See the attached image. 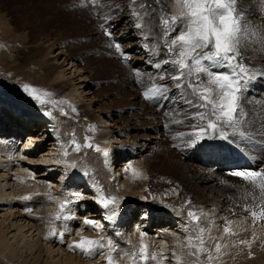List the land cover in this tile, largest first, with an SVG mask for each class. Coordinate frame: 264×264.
Instances as JSON below:
<instances>
[{
    "label": "rangeland",
    "instance_id": "obj_1",
    "mask_svg": "<svg viewBox=\"0 0 264 264\" xmlns=\"http://www.w3.org/2000/svg\"><path fill=\"white\" fill-rule=\"evenodd\" d=\"M129 2L130 0H0V93L5 96L8 103L14 106L17 104L28 106L35 112L44 114L48 110L47 107L38 106L23 91L24 85L27 84L50 91L53 93V99L66 100L76 107V113H73L67 104L51 108L52 114L58 115L57 117L61 119L62 129H59V135L61 134L60 137L64 139V153L66 152L68 157H71V154L72 157L73 155L80 157H74L77 159L76 162L68 159L66 164L68 168H71V165H78L85 159L88 169L93 171V180L96 182L98 179L96 184L97 186L98 183L100 184L98 186L100 191L103 190L105 195H115L112 185L107 181L101 161V154L108 148L107 135L103 134L101 142L98 141L102 134L100 128L102 118L99 113L109 112L112 116L110 120L112 124L118 123L127 128L121 127L122 132L126 134L120 136L121 141L127 142L126 144H130L129 147L132 148H144L142 159L145 165L140 170L148 178L132 179L136 183L134 184L136 191L138 190L135 200L143 201V203L145 201L147 204L155 203L176 212L179 210L178 212L185 216H183L184 227H186L188 211H195L200 216V226L204 229L202 238L207 252L199 254L198 259L188 254L195 252L196 249L189 248L186 238V233L195 238L197 230L186 227L180 235H172L168 240V250L172 255L174 254L173 260L170 261L160 257V253L165 252L167 245L162 244L163 246H157L159 248L157 249L156 245L144 243V239L139 238L137 242L132 239L116 248L117 242L112 237V246L106 243L108 246L106 248H109V251L107 249L106 251L109 253L108 256L115 254L113 248L117 249L116 256L120 258L114 257V264H133V252L137 253L135 260L139 261L138 253L142 243L148 246L149 257L155 253L161 264H173L177 257H180V264H264V253H253L252 248L248 247V244L259 242L261 237L264 240V217L260 216L261 211H264V190L252 182L244 181L231 174L233 171L246 170L245 168L264 169V112L253 101L248 105L250 119L246 134L247 138L251 139L250 143H254V149L248 146L246 151L253 160L259 159L255 160L258 167L244 165L246 160H249L245 155L243 158L245 161L242 163L229 165L219 171L217 161H210L209 165H200L198 168L207 167L216 173L215 176L219 182L216 195L221 197L223 202H219L217 206L212 204V207L199 210L200 203L186 191L185 185L178 177L169 174V170L164 172L152 168L153 163H156L158 167L165 164L169 169L171 163L176 158H180V154L176 151L188 148L184 146V140L187 137L181 138L180 133H188L192 130L190 127L192 120L184 110L185 106L180 101L179 93L174 91L176 90L174 87L169 89V96L172 97L169 100L157 98L149 101L143 98V93L150 88L171 83L167 75L164 80H160L155 72L156 69L154 70L151 66L148 68L146 64L137 61L140 57L139 53L144 51V43L140 37L142 32L147 31V35H150L158 26H162V18L158 14L149 16L146 13L145 15L149 18L143 20V30L134 29L133 22L123 14L126 11L124 6ZM148 3L158 12L163 10V18L169 21L171 15L178 12L174 3L169 4L167 0H161L159 5L153 0H148ZM242 4H247L251 9L256 8L255 11L246 13L250 21L249 39H254L252 32H256L255 38H259L260 32L264 31V28L258 27L264 21V3H261V0H239L237 5L239 11H243ZM105 17L108 19L105 20ZM102 23L111 25L109 29L113 32L111 39L103 34L100 28ZM157 41L160 42L157 43ZM115 42H119L123 52L128 54L127 60H122L115 49L109 47V44ZM152 42L150 44L154 49L162 45L159 31H156ZM59 49H63L65 55L57 60L56 54ZM161 50L162 53L157 58V62L162 58L163 48ZM260 51L258 45H250L248 50L242 53L245 56V63L250 60L249 66L256 68L264 65V60L260 59ZM71 56L78 60L79 67L86 71L87 79L89 78L92 84L91 95L96 99L93 108H89L82 102L83 100L73 94L74 84L70 80L62 78V66L64 64L66 67V63L69 62L67 60L64 63V58L70 59ZM136 58L138 59L135 60ZM165 68L169 74H175L174 68L167 66ZM245 95L247 98H256V94L252 95L249 91ZM60 108H63L68 115L60 114ZM178 121L183 123H177ZM92 125L96 126L95 130L91 128ZM86 137H90L91 142L98 145L101 151L84 148ZM73 139L82 145L81 152H75L71 143ZM69 160L72 163H69ZM24 181L31 183V186L26 187L29 188L30 193L27 190L24 197L33 198L42 193L44 189L42 186L37 187L32 180ZM257 181L259 182V178ZM120 196L121 194L117 197ZM48 199L51 200H48V203L49 201L57 203L54 208L45 207L44 202L39 209H35L36 213H40L43 219L46 218L48 223L50 222L49 225L42 223L40 228L42 236L45 234L49 236V233L56 231V224L61 222L62 216L70 214L71 203L64 210L60 207L67 199L64 201L53 197ZM119 199L121 203H126L129 198L122 194ZM27 200L30 202V199ZM186 201L191 203L186 204ZM253 211L257 213L255 218L251 215ZM205 213L209 214L205 216ZM57 217H60V220ZM229 221L230 224L227 223ZM45 224L48 225L47 228ZM234 226H236L235 229ZM225 228H229V232L234 237L228 235L226 238ZM248 236L250 238L247 243H240L246 241ZM19 238V241H14L16 243L12 241L13 244H9L11 240L6 241L0 230V264H24L23 257L27 256L30 250L33 252L30 264H46L40 254L41 244L38 239ZM108 240L111 241V239ZM217 243L220 246L219 252L216 251ZM209 255L212 257L211 260L207 259ZM148 264H153L151 259Z\"/></svg>",
    "mask_w": 264,
    "mask_h": 264
},
{
    "label": "bare ground",
    "instance_id": "obj_2",
    "mask_svg": "<svg viewBox=\"0 0 264 264\" xmlns=\"http://www.w3.org/2000/svg\"><path fill=\"white\" fill-rule=\"evenodd\" d=\"M242 9L244 12H249L255 11L256 8L251 9L247 4H242ZM260 24V26L264 25V21ZM260 29L262 28L260 27ZM146 32H142V36L147 35L148 32ZM142 40L144 51L139 53V59L136 58L135 60L138 59L137 61L141 64L144 63L148 68L151 66L155 70L157 58L162 53V47L158 45L154 49L147 39ZM62 55H65V52L63 49H59L56 59H60ZM67 60L68 63H66ZM64 63H66V67L63 64L62 78H66L67 81L70 80L74 84L73 94L83 100L82 102L89 108H93L96 99L91 95L92 84L88 80L89 78L87 79L86 71L79 67L78 60L73 56L70 59L65 57ZM160 71L162 70H155L158 75ZM174 91L179 93L177 90ZM262 91H264V79H257L249 85V92L252 95L253 93L256 94V98L252 99L250 97L248 99L255 102L260 108L262 106L259 101L264 100V92ZM57 116L37 113L32 108L20 104L14 106L8 103L5 96L0 93V230L7 239L6 241L11 240L9 244H13L15 240L17 242L20 239L19 237L38 239L41 244L40 249H38L46 264H103L105 256L109 254L106 247L104 256L98 255L90 258L80 250H74L67 245H72L73 242L80 241L83 237L102 240L105 243L108 239L112 241L113 237L117 242V248L132 239L136 242L139 241L137 240L139 238L142 240L141 233L143 232L145 233L143 236L144 243L154 244L157 248V246L161 247L162 244L167 245L172 235H180L184 232L183 229H186L184 227L185 216L178 212L179 210L176 212L172 209L162 208L155 203L147 204L145 201L143 203V201L135 200V194L138 191L135 189L134 184L136 183L132 181L131 173L126 172L125 169L128 163H132L133 167L139 168V170L142 167L144 168L145 163L142 159L144 148H132L129 147L130 144H126L127 142L121 141L120 136L126 135L122 132L121 127L127 129L125 125L112 124L110 122L112 116L109 112L101 111L99 113L102 118L100 123L102 134L99 136L100 140L98 141L101 142L103 134L107 135L108 140V148L105 151L109 155L105 157L101 154V161L108 178L107 181L112 185L113 189H111L114 190V193L118 194H115L116 196H119V194L122 196L123 194L129 198L126 203H120L117 215L111 217L108 210L103 209L98 203L94 202L97 198L94 193L100 192L98 188L100 184L98 183V186L96 184L98 179L96 182L93 180V171L88 169L87 161L83 159L82 163L77 162L78 165L75 164V167L68 168L66 164L68 159H73L76 162V158L80 157L74 155L72 157V154L71 157H68L69 155L67 156L66 152L64 153V139L60 137L61 134L59 135V129H62L60 127L61 119ZM247 136L246 134L244 138L236 137L234 139L230 137L228 143L216 141L212 145L205 144L203 147H188L186 150L178 149L176 153L180 154V156L178 155L180 158H176L169 169L165 164L158 167L156 163H153L152 168L164 172L169 170V174L178 177L181 183L185 185L186 191L192 194L195 200L200 203L199 210L202 211L205 207H212V204L217 206L219 202H223V199L216 195L219 186L218 178L215 176L216 173L207 167L205 169L198 167L209 165L210 161H217V170L219 171L229 165L242 163L245 161L243 159L245 156L249 160H246L244 165L251 164L255 168L258 167L255 160L258 161L259 159L253 160L246 151L248 146L254 149V143H250L251 139ZM138 157L141 158L137 159ZM245 169L249 170V168ZM24 180H32L37 187L41 188L40 186H42L44 188L42 193H39L41 189L38 188L40 195L31 198L30 202L23 199V195L29 190L26 187L31 186V183L29 181L26 183ZM27 192L30 193V190ZM74 193H82L83 196L78 203H71L70 214L62 216L61 222L56 224L58 229L56 227L55 232L57 234L64 232L65 242L62 243L55 237L46 239L47 234H45L46 236L40 235L42 234L40 231L42 223L49 225L50 222L48 223L46 218L43 219L40 213L37 212V214L35 209H39L44 202L45 207L54 208L57 203L50 202L52 200V198L51 200L48 199L50 197L62 201L65 199L74 201ZM48 200H50L49 203ZM40 203L42 204L40 205ZM66 216L74 218L65 219ZM85 219L93 220L95 226L84 224ZM216 220L218 219L216 218ZM47 224H45L46 228ZM233 228L235 229L236 226ZM226 233V238H228V235L233 236L229 231ZM249 238L248 236L245 240L248 241ZM166 247L167 251L163 248L165 252L162 251L160 257L167 261L173 260L174 254L172 255L171 251L168 250V245ZM248 247L252 248L253 253H264V240L261 237L259 242L248 244ZM157 249L155 250L157 251ZM29 252L27 256H22L24 264H30L29 262L32 260L33 252L31 250ZM113 252H115V254H112L114 255L113 258H117L116 251Z\"/></svg>",
    "mask_w": 264,
    "mask_h": 264
},
{
    "label": "snow or ice",
    "instance_id": "obj_3",
    "mask_svg": "<svg viewBox=\"0 0 264 264\" xmlns=\"http://www.w3.org/2000/svg\"><path fill=\"white\" fill-rule=\"evenodd\" d=\"M157 5L161 0H153ZM167 3H174L178 12L171 15L170 21L164 17V11L153 9L148 0H130L124 6L125 14L133 22L134 29L143 30V20L149 18L145 14L159 15L162 18V26H158L150 35L142 36L149 43L155 37L156 31L160 32V40L163 41V55L155 68L162 70L159 72V79L164 80L167 75L170 84L156 85L143 93L145 100H169V89L174 87L179 91L180 101L183 103L184 110L190 115L192 123L191 131L180 133L184 140L185 147H203L205 144L212 145L216 141L228 143L231 138H244L248 131V121L250 119L248 105L252 103L245 95L249 91V85L257 79H264V65L259 68L250 67L245 63V56L242 54L247 51L250 45H258L261 49L260 59L264 60V31L260 32L259 38L256 32H252L254 39H249L250 21L247 13L239 11L237 5L239 0H167ZM264 3V0H261ZM118 11H123L118 9ZM108 18L105 17V20ZM255 27V26H252ZM264 28V25L260 26ZM103 34L110 39L113 32L109 29L110 24H101ZM160 41H157L159 43ZM120 55L122 60L128 59V54L124 53L119 42L109 44ZM174 68L175 74H169L165 68ZM23 91L38 106L45 108L44 114L51 116V108L59 105H69L73 113L77 112L76 107L69 104L66 100H55L53 93L31 85H24ZM175 95V93H173ZM261 111L264 112V100L259 101ZM60 114L67 116L68 113L59 109ZM177 123H183L178 121ZM168 127V125H164ZM91 128L95 130L96 126ZM175 139V137H173ZM75 152L82 150V145L75 139L71 141ZM84 148L94 149L100 152L98 145L91 142L90 137L85 138ZM103 155L107 157L108 152ZM75 167V165H71ZM126 172H130L134 180L147 179L143 173L128 163ZM233 176L242 178L244 181L256 184L264 190V170H237L231 173ZM259 178V182L257 181ZM74 201L65 200L60 205L64 210L70 203L79 202L82 193H74ZM97 197L94 202L98 203L103 209L111 213V217L117 215L120 206V199L115 195H105L103 190L94 193ZM23 199H31L24 197ZM190 204V201H186ZM247 210V209H245ZM207 215L206 213L204 214ZM255 218L257 213L251 212ZM264 217V211L260 213ZM110 217V218H111ZM60 217H57L59 219ZM65 219L74 217H64ZM186 227L195 228L197 234L195 238L186 233L189 248H195V252L188 254L198 259L199 254L206 253L204 248L205 241L202 238L204 229L200 226V216L195 211L187 212ZM84 224L95 226L94 221L85 219ZM227 223H231L230 221ZM225 231H229L225 228ZM64 232L57 234L55 231L49 233L47 238L55 237L60 242L64 241ZM145 233H141V238ZM110 247L112 241L106 242ZM106 243L102 240L83 237L80 241L67 245L74 250H80L83 254L91 257L104 256ZM244 244L247 241H241ZM116 251L115 248L112 249ZM216 251H220L219 243L216 244ZM133 264H148L149 259L153 264H161L157 260L155 253L149 257L148 246L141 244L139 249V261L135 260L137 253L133 252ZM208 260L212 257L209 255ZM105 264H114L113 256L108 255ZM173 264H180V257L176 258Z\"/></svg>",
    "mask_w": 264,
    "mask_h": 264
}]
</instances>
